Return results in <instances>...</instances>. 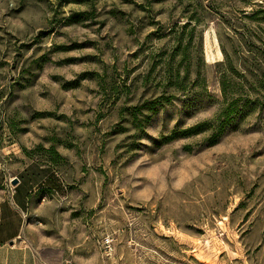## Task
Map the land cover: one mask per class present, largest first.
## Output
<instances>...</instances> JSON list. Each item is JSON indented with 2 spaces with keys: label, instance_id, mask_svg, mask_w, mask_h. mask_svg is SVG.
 Wrapping results in <instances>:
<instances>
[{
  "label": "rangeland",
  "instance_id": "1",
  "mask_svg": "<svg viewBox=\"0 0 264 264\" xmlns=\"http://www.w3.org/2000/svg\"><path fill=\"white\" fill-rule=\"evenodd\" d=\"M1 240L264 264V0H0Z\"/></svg>",
  "mask_w": 264,
  "mask_h": 264
},
{
  "label": "crops",
  "instance_id": "2",
  "mask_svg": "<svg viewBox=\"0 0 264 264\" xmlns=\"http://www.w3.org/2000/svg\"><path fill=\"white\" fill-rule=\"evenodd\" d=\"M15 235H13L14 237ZM10 242V241H9ZM11 246L10 244H6L5 242H3V240L0 241V250H1V260H0V264H10L9 260H8V255L11 252ZM23 255L25 258H31L32 253L29 250V248L25 247L23 248ZM23 264H33L32 261H30V259L27 260V262L25 261Z\"/></svg>",
  "mask_w": 264,
  "mask_h": 264
},
{
  "label": "trees",
  "instance_id": "3",
  "mask_svg": "<svg viewBox=\"0 0 264 264\" xmlns=\"http://www.w3.org/2000/svg\"><path fill=\"white\" fill-rule=\"evenodd\" d=\"M190 19H192V18H190ZM229 62L230 61H227L226 63L230 64ZM203 125H205V124L204 123H198V124H196L194 126L186 128V129L183 130V134L191 133V132L195 131L196 129H198L199 127L203 126ZM217 131H218V133L221 132L222 131V126H218L217 127Z\"/></svg>",
  "mask_w": 264,
  "mask_h": 264
},
{
  "label": "water",
  "instance_id": "4",
  "mask_svg": "<svg viewBox=\"0 0 264 264\" xmlns=\"http://www.w3.org/2000/svg\"><path fill=\"white\" fill-rule=\"evenodd\" d=\"M17 181H18V179H17V178L13 179V180H12V184H16V183H17Z\"/></svg>",
  "mask_w": 264,
  "mask_h": 264
}]
</instances>
